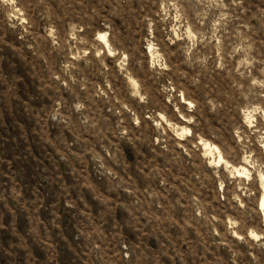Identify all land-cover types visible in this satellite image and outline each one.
I'll return each instance as SVG.
<instances>
[{
	"label": "rangeland",
	"instance_id": "1",
	"mask_svg": "<svg viewBox=\"0 0 264 264\" xmlns=\"http://www.w3.org/2000/svg\"><path fill=\"white\" fill-rule=\"evenodd\" d=\"M262 177L264 0H0V264H264Z\"/></svg>",
	"mask_w": 264,
	"mask_h": 264
},
{
	"label": "bare ground",
	"instance_id": "2",
	"mask_svg": "<svg viewBox=\"0 0 264 264\" xmlns=\"http://www.w3.org/2000/svg\"><path fill=\"white\" fill-rule=\"evenodd\" d=\"M99 37L101 38L99 41L103 43L104 49L107 50L110 54L113 53V50L111 49L109 40L107 38V33L101 32L99 34ZM148 47L150 48L148 52L150 53L151 56H154L153 47L151 45H148ZM181 102H183L185 104H191V101L184 99V97H182ZM180 118L183 122H187L186 118L181 117V116H180ZM182 133H187L189 135L191 133V131L188 127L182 126ZM198 143H200L202 145L203 149L205 150V152L207 151V153H209L210 155H214V153H216V158H214V162L216 165H222V164H225L226 166L230 165L228 163V161H226L224 159V157L222 156L221 150L217 144L211 143V142H209L207 140H203V139H199ZM231 173L236 175V176H243L244 174H249V171L245 166H236L231 171ZM261 190H262V192H261L260 197L258 199V205H259V208L262 212V217L264 219V177H262V179H261ZM234 236H236V233H234ZM249 236L250 237L251 236H258V234L253 232V231H249Z\"/></svg>",
	"mask_w": 264,
	"mask_h": 264
}]
</instances>
